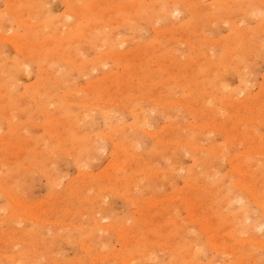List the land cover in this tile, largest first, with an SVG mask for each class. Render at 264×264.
I'll list each match as a JSON object with an SVG mask.
<instances>
[{"label": "rangeland", "instance_id": "obj_1", "mask_svg": "<svg viewBox=\"0 0 264 264\" xmlns=\"http://www.w3.org/2000/svg\"><path fill=\"white\" fill-rule=\"evenodd\" d=\"M68 1L0 0V264H264V0Z\"/></svg>", "mask_w": 264, "mask_h": 264}, {"label": "bare ground", "instance_id": "obj_2", "mask_svg": "<svg viewBox=\"0 0 264 264\" xmlns=\"http://www.w3.org/2000/svg\"><path fill=\"white\" fill-rule=\"evenodd\" d=\"M67 1V0H66ZM70 1V0H69ZM68 1V2H69ZM36 2V1H35ZM44 5H45V3H44ZM48 6V5H47ZM49 9V8H48ZM69 12V11H68ZM72 12V11H71ZM175 13V12H174ZM29 26V25H28ZM94 28V27H93ZM99 36V35H98ZM100 37V36H99ZM103 38V37H102ZM5 39L3 38V41H4ZM7 42V41H6ZM16 51V50H15ZM19 50H17V52H18ZM213 57V56H212ZM65 62V61H64ZM221 67V66H220ZM10 72V71H9ZM59 72V71H58ZM4 73V72H3ZM7 74V73H6ZM3 76V75H2ZM10 76V75H9ZM220 77V76H219ZM2 78H4V77H2ZM221 79H222V77H221ZM221 82V81H220ZM244 84V83H243ZM245 86V85H244ZM218 87V86H217ZM223 87V86H222ZM226 87V86H225ZM221 88V87H220ZM217 90V89H216ZM221 91H223V90H221ZM226 91V90H225ZM240 95V94H239ZM230 99V98H229ZM231 99H233V98H231ZM222 100V99H221ZM230 103V102H229ZM221 114V113H220ZM135 117H137V116H135ZM151 125V124H150ZM212 129V128H211ZM245 134V133H244ZM106 136V135H105ZM123 136V135H122ZM151 136H153V135H151ZM125 139V138H124ZM232 143V142H231ZM115 145V144H114ZM193 145V144H192ZM233 146V145H232ZM117 147V146H116ZM192 148H195V147H192ZM213 151V150H212ZM219 151V150H218ZM245 152V151H244ZM235 173V172H234ZM238 173H239V170H238ZM211 174V173H210ZM237 174V173H236ZM84 177H85V175H84ZM212 177V176H211ZM210 177V178H211ZM215 177V176H214ZM219 186V185H218ZM244 187V186H243ZM242 187V188H243ZM241 188V189H242ZM245 188V187H244ZM4 189V188H3ZM246 189V188H245ZM244 189V190H245ZM248 189H250L249 187H248ZM231 190V189H230ZM252 190V189H251ZM246 192V191H245ZM249 192V191H248ZM255 192V191H254ZM253 193V192H252ZM246 194H249V193H246ZM254 195V194H253ZM244 196V195H243ZM255 196L257 197V194H255ZM173 197V196H172ZM10 198V197H9ZM8 198V199H9ZM258 198V197H257ZM239 199V198H238ZM256 199V198H255ZM243 200V199H242ZM239 201H240V199H239ZM256 202L258 201V199L257 200H255ZM241 202V201H240ZM259 203V202H258ZM19 204V203H18ZM229 204V203H228ZM236 204V203H235ZM239 204V203H238ZM257 204V203H256ZM260 204V203H259ZM258 205V204H257ZM263 205L264 204H262V208H263ZM22 206V205H21ZM233 206V205H232ZM259 206V205H258ZM244 209V208H243ZM26 216V215H25ZM37 218V217H36ZM35 218V219H36ZM106 220V219H105ZM38 221V220H37ZM96 223V222H95ZM237 225V224H236ZM259 227V226H258ZM259 229V228H258ZM134 237V236H133ZM250 242V240H247V242ZM239 242H242V241H239ZM254 244H257L256 242H254ZM211 246V245H210ZM184 250V249H183ZM13 260V259H12ZM239 260V259H238ZM242 259H240V261H241ZM13 262V261H12Z\"/></svg>", "mask_w": 264, "mask_h": 264}]
</instances>
